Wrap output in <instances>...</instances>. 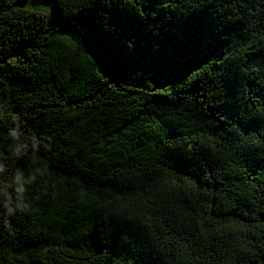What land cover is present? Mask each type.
<instances>
[{
  "label": "trees",
  "instance_id": "trees-1",
  "mask_svg": "<svg viewBox=\"0 0 264 264\" xmlns=\"http://www.w3.org/2000/svg\"><path fill=\"white\" fill-rule=\"evenodd\" d=\"M56 2L85 30L56 25L52 0H0V181L14 209L0 204V264H264V0H208L218 41L199 15L121 23V0ZM133 70L158 87L103 73ZM18 171L30 182L15 210Z\"/></svg>",
  "mask_w": 264,
  "mask_h": 264
},
{
  "label": "snow or ice",
  "instance_id": "snow-or-ice-1",
  "mask_svg": "<svg viewBox=\"0 0 264 264\" xmlns=\"http://www.w3.org/2000/svg\"><path fill=\"white\" fill-rule=\"evenodd\" d=\"M105 4L106 7H112V0H101ZM78 3L82 5V7L79 8V13L88 12L91 11L95 7L96 0H78ZM150 0H127V3L125 0H121V2L118 4V9L121 11H126L127 16L121 17L120 22H137L142 21L146 22L149 15H151L153 18H155L160 12H164L167 19L171 20L173 18V15H175L177 18H179L181 15L185 17H191L194 15H199L200 18L204 21L205 24L208 23V19L214 23V36L217 38V41L219 39L218 32L221 27L220 22L212 16V14L209 12L208 7L206 6L208 3V0H160V2L155 3V10L151 11L150 13H146L143 9L146 4H149ZM53 8L49 11L51 13H54V23L56 25H59L61 29H64L66 31H71L76 34H79L80 30H85L83 26L80 23V16L74 15L69 17H65L62 12L58 11L59 5L57 4L56 0H52ZM139 5V7H137ZM207 8V11L205 9ZM102 20H101V27L103 31L109 35H114L117 33V24L116 23H110L109 17L105 13H99L98 14ZM147 32H149L151 35L149 37L150 41H155L159 36V28L157 25H150L147 28ZM137 42L138 38L136 35L127 34L121 29L120 38L118 40V43L120 47L122 48L124 54L129 58H135L137 54ZM159 49V46L156 44H153L152 51L153 53L157 52ZM215 56V50L210 52L206 59L203 61H199L196 66L200 67L201 64H206L209 60H212ZM0 60H2V57H0ZM3 67V64L0 63V68ZM134 72V74H133ZM133 72H124V73H106L103 71L104 75L110 76L113 79L119 78V80L125 84L132 83L133 87L137 90V92H140L144 89H147L148 91H153L155 88H157V81L152 78V73H148L145 75L144 73L140 71ZM227 72V69L225 68V73ZM191 73V67H188L177 79L167 81L164 83L165 85L174 86L176 83H180L183 81H186L189 79V75ZM3 86V81L0 80V87ZM161 86V87H163ZM214 87H218L213 84ZM164 95H170V93H163ZM233 118L235 117L233 114Z\"/></svg>",
  "mask_w": 264,
  "mask_h": 264
},
{
  "label": "clouds",
  "instance_id": "clouds-1",
  "mask_svg": "<svg viewBox=\"0 0 264 264\" xmlns=\"http://www.w3.org/2000/svg\"><path fill=\"white\" fill-rule=\"evenodd\" d=\"M24 149V145L17 143L13 146L14 154L20 155ZM7 171V168L0 164V176H2ZM15 193L17 195V203L15 206V210L21 209L24 207L22 194L24 192V185L30 181L26 180L23 177V174L19 171L13 177ZM11 184H6L0 181V204L3 205L4 208L8 210V213L11 214L14 209L12 207L13 201L11 199V195L9 194V188L12 187Z\"/></svg>",
  "mask_w": 264,
  "mask_h": 264
}]
</instances>
